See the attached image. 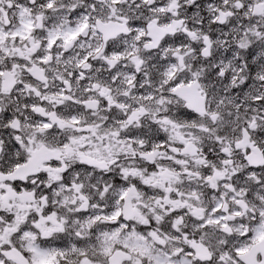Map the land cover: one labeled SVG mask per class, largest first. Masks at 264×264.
<instances>
[{"label": "snow or ice", "instance_id": "1", "mask_svg": "<svg viewBox=\"0 0 264 264\" xmlns=\"http://www.w3.org/2000/svg\"><path fill=\"white\" fill-rule=\"evenodd\" d=\"M0 264H264V0H0Z\"/></svg>", "mask_w": 264, "mask_h": 264}]
</instances>
